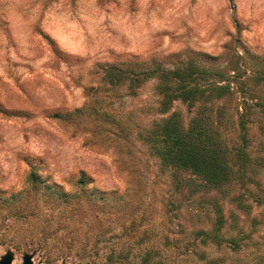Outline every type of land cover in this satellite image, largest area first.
I'll use <instances>...</instances> for the list:
<instances>
[{
	"label": "rangeland",
	"instance_id": "rangeland-1",
	"mask_svg": "<svg viewBox=\"0 0 264 264\" xmlns=\"http://www.w3.org/2000/svg\"><path fill=\"white\" fill-rule=\"evenodd\" d=\"M131 58L165 67L201 58L226 70L233 93L223 103L237 140L238 109L264 102V0H0V187L7 191L0 261L12 254L11 264L26 255L36 264H264V206L239 185L229 194L175 192L138 137L168 115L158 113L165 98L157 79L129 95L128 84L113 85L93 68ZM173 107L188 113L180 101ZM254 111L248 185L264 195V113ZM33 167L41 187L71 189L86 173L87 188L101 192L98 205L58 213L61 204L43 187L32 200L22 197L26 214H10V192ZM216 201L235 248L204 241L201 231L216 225Z\"/></svg>",
	"mask_w": 264,
	"mask_h": 264
},
{
	"label": "trees",
	"instance_id": "trees-1",
	"mask_svg": "<svg viewBox=\"0 0 264 264\" xmlns=\"http://www.w3.org/2000/svg\"><path fill=\"white\" fill-rule=\"evenodd\" d=\"M154 61L156 60L150 59L139 62L133 58L112 62L99 61L93 68L98 67L103 72L102 79H109L113 85L128 84L129 95H135V87L147 79H157V87L165 98L158 113L168 115L158 118L150 127H141L138 137L149 147L151 155L159 160L162 170L170 175L174 191L181 193L189 187H196L198 191H221L229 194L232 187L239 185L250 192L258 204L264 206V195L255 193L248 185L253 178L250 173L254 172L253 157L249 151L248 123L252 120V114H255V107H259V111L264 113V102H260V106H254L244 101L243 111L238 109L237 112L238 139H231L229 133L233 123L223 103L233 93L231 74L206 65L207 60L201 58H188L173 67H165L162 62ZM232 71L238 72L237 69ZM178 101L188 107L186 115L181 109H173L174 102ZM86 107L87 104L73 111L79 112ZM60 113L61 111L55 112L52 116ZM261 130L264 134V124H261ZM37 179L33 167L23 187L17 192H10L9 196L14 200L8 207L10 214L14 212L21 215L25 213V209L27 212V204L21 208L23 198L32 200L35 191L39 192L43 187L42 195L50 197L51 201L57 200L58 205L61 204L58 213L73 211L72 214H83L86 207L98 205L96 202L101 192L96 187L90 190L87 188L92 179L84 172L71 189H65L59 183H54L53 187L48 184L41 187ZM102 193L105 194L104 191ZM5 195L7 191L0 187V202L6 201ZM238 201L245 206L241 200ZM215 206L218 212L216 225L210 231H201L204 241H212L218 245L226 241L235 248L239 241L237 238L224 237L223 208L217 201ZM65 215L62 214L61 218ZM209 263L214 264L212 260L206 262Z\"/></svg>",
	"mask_w": 264,
	"mask_h": 264
},
{
	"label": "water",
	"instance_id": "water-1",
	"mask_svg": "<svg viewBox=\"0 0 264 264\" xmlns=\"http://www.w3.org/2000/svg\"><path fill=\"white\" fill-rule=\"evenodd\" d=\"M12 260H13V255L9 254L0 261V264H11ZM24 264H36V263H34L31 255H26L24 258Z\"/></svg>",
	"mask_w": 264,
	"mask_h": 264
}]
</instances>
